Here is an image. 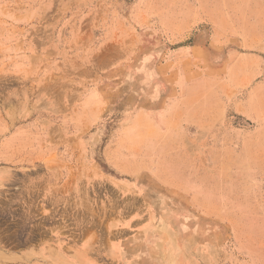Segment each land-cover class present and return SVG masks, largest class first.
Segmentation results:
<instances>
[{
    "label": "rangeland",
    "instance_id": "obj_1",
    "mask_svg": "<svg viewBox=\"0 0 264 264\" xmlns=\"http://www.w3.org/2000/svg\"><path fill=\"white\" fill-rule=\"evenodd\" d=\"M80 260L264 264V0H0V264Z\"/></svg>",
    "mask_w": 264,
    "mask_h": 264
},
{
    "label": "bare ground",
    "instance_id": "obj_2",
    "mask_svg": "<svg viewBox=\"0 0 264 264\" xmlns=\"http://www.w3.org/2000/svg\"><path fill=\"white\" fill-rule=\"evenodd\" d=\"M81 228V227H80ZM94 242V241H93ZM97 242V241H96ZM127 250V249H126ZM129 252V251H128ZM128 254V253H127ZM78 263H79V261H78ZM80 264H90V263H88V262H85L84 260H80Z\"/></svg>",
    "mask_w": 264,
    "mask_h": 264
}]
</instances>
